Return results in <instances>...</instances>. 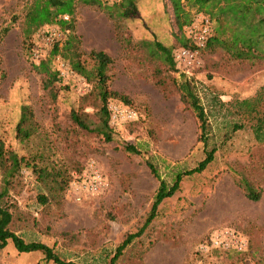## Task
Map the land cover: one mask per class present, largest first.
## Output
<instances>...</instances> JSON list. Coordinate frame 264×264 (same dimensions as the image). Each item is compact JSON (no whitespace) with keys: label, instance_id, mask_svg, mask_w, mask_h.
Instances as JSON below:
<instances>
[{"label":"rangeland","instance_id":"obj_1","mask_svg":"<svg viewBox=\"0 0 264 264\" xmlns=\"http://www.w3.org/2000/svg\"><path fill=\"white\" fill-rule=\"evenodd\" d=\"M33 1L0 0V141L5 150L47 172L42 178L20 164L5 196L11 230L25 241L45 243L64 260L108 264L122 237L136 231L147 215L158 180L145 161L169 184L176 172L203 156L197 121L170 84L169 76L177 79L180 73L191 79L206 112L209 143L216 144L213 159L201 172L182 176L177 191L159 203L154 218L114 264H264V130L257 138L254 119L233 105L264 86V64L203 48L198 66L168 72L161 57L141 42L154 39L171 51L177 47L169 6L135 0L137 16L120 17L114 10L120 0H101L106 8L73 0L77 50L108 54L107 84L125 94L126 106L136 113L134 120L108 119L103 127L92 83L60 55L47 59L52 44L61 46L67 31L44 24L22 43L23 15ZM182 34L183 27L177 38ZM79 58L91 68L86 55ZM23 105L32 111L35 132L19 140L15 125ZM263 108L264 103L258 109ZM70 110L93 132L74 126ZM234 123L241 127L230 131ZM125 144L137 153L126 152ZM88 159L106 187L95 193L81 190L75 200ZM1 176L0 171V188ZM244 183L259 190L258 200L245 197ZM225 228L243 241L241 249L210 245L211 235ZM0 264L53 263L39 252H17L7 242Z\"/></svg>","mask_w":264,"mask_h":264},{"label":"trees","instance_id":"obj_2","mask_svg":"<svg viewBox=\"0 0 264 264\" xmlns=\"http://www.w3.org/2000/svg\"><path fill=\"white\" fill-rule=\"evenodd\" d=\"M78 1L84 5L106 8V6H102L101 0ZM134 1L120 0L117 2L114 5L117 15L120 17H136L137 11ZM161 1L171 9L172 26L174 28V32L172 33L177 41V46H189L184 36L177 38L178 34L182 33L183 26L191 22L192 13L201 12L208 15L215 23L210 36L206 40L204 46L206 50L213 51L216 48H220L229 58L264 64V0ZM73 2V0H34L23 15V26L21 29L22 43L26 44L30 35L44 24H56L62 31H67L61 46L58 47L56 43L52 44L47 59L50 61L55 55H60L62 58L67 59L69 68L74 73L81 76L85 81L92 83L93 94L98 102L96 116L103 127H107L109 119L107 102L113 99L129 105V98L125 94L109 88L107 84L108 75L106 74V69L111 61L108 54L96 49H90L86 53L77 50V39L72 33ZM64 15L67 16L66 19L62 18ZM7 30V26L3 27L1 35ZM141 43L149 45L151 52L157 53L161 57L168 72H176L169 47L163 46L154 39ZM80 55L87 56L91 61V68L87 69L85 67L83 61L79 58ZM179 75L181 76L177 79L174 76H169L170 84L177 92L179 101L192 112L197 121L199 129L197 141L202 143L203 156L193 167L176 172L169 184L159 177L156 168L151 162L145 161V165L151 175L158 180L147 215L142 225L136 231L127 233L122 237L108 264H114L115 259L121 251L134 238L142 234L145 227L156 215L159 203L177 191L182 176L201 172L213 159L216 144L209 143L210 125L207 121L206 112L199 102L191 79L184 74L179 73ZM263 103L264 86L252 98L236 99L233 103L234 109L237 112L254 119L252 129L255 131L257 138L260 136L259 133L264 130V110L258 109ZM32 117V111L28 106L23 105L20 107L19 117L15 125L16 136L19 140H26L35 132ZM68 117L71 123L78 129L93 132V129L88 127L74 111L70 110ZM240 127L241 124L234 123L230 127V131ZM123 149L129 153H137V149L130 144H125ZM37 157H39V154H37ZM21 163L26 167H30L32 171H36L42 178L47 176L45 168L36 166L33 162L30 164L29 160L23 156H17L14 152L5 150L0 141V171L2 175V186L0 188V250L7 242H10L17 252H39L44 260L50 261L53 264H77L71 260L60 258L45 243L40 241H25L11 230L12 213L6 203L5 196L7 189L12 186L14 176L18 173ZM241 188L247 199L251 201L258 200L260 195L258 189H253L247 183H244ZM37 199L41 203L46 202V198L43 195H38Z\"/></svg>","mask_w":264,"mask_h":264},{"label":"built area","instance_id":"obj_3","mask_svg":"<svg viewBox=\"0 0 264 264\" xmlns=\"http://www.w3.org/2000/svg\"><path fill=\"white\" fill-rule=\"evenodd\" d=\"M66 18V16H63ZM213 20L206 14L196 12L191 22L183 26L184 37L188 41L189 46H177L172 49L171 56L175 67L178 69L198 66L197 55L206 44L207 38L213 29ZM107 110L110 120H134L136 113L133 109L116 101L107 102ZM106 187V183L98 172L94 162L88 159L83 173V179L80 184L75 186L78 192H75L74 199L79 200V192L86 191L95 193ZM212 247H221L223 249L234 248L241 249L244 245L243 241L235 236V232L225 228L219 232H215L209 238Z\"/></svg>","mask_w":264,"mask_h":264}]
</instances>
